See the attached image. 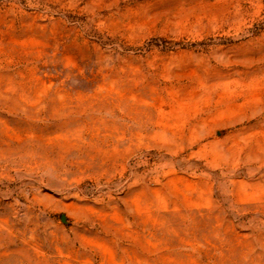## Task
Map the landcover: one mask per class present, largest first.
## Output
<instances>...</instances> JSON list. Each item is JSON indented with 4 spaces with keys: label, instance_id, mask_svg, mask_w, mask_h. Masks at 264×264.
<instances>
[{
    "label": "rangeland",
    "instance_id": "374dc122",
    "mask_svg": "<svg viewBox=\"0 0 264 264\" xmlns=\"http://www.w3.org/2000/svg\"><path fill=\"white\" fill-rule=\"evenodd\" d=\"M0 264H264V0H0Z\"/></svg>",
    "mask_w": 264,
    "mask_h": 264
},
{
    "label": "water",
    "instance_id": "95a60500",
    "mask_svg": "<svg viewBox=\"0 0 264 264\" xmlns=\"http://www.w3.org/2000/svg\"><path fill=\"white\" fill-rule=\"evenodd\" d=\"M62 221H64V219L62 218Z\"/></svg>",
    "mask_w": 264,
    "mask_h": 264
}]
</instances>
